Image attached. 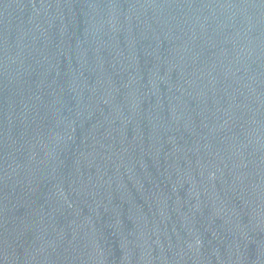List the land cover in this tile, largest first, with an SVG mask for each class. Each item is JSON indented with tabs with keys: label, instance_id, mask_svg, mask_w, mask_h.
Returning <instances> with one entry per match:
<instances>
[{
	"label": "water",
	"instance_id": "95a60500",
	"mask_svg": "<svg viewBox=\"0 0 264 264\" xmlns=\"http://www.w3.org/2000/svg\"><path fill=\"white\" fill-rule=\"evenodd\" d=\"M0 264H264V0H0Z\"/></svg>",
	"mask_w": 264,
	"mask_h": 264
}]
</instances>
